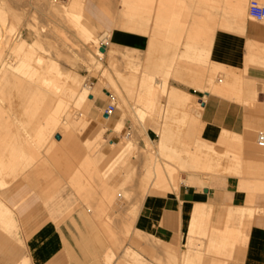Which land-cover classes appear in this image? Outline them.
Masks as SVG:
<instances>
[{
    "label": "rangeland",
    "instance_id": "374dc122",
    "mask_svg": "<svg viewBox=\"0 0 264 264\" xmlns=\"http://www.w3.org/2000/svg\"><path fill=\"white\" fill-rule=\"evenodd\" d=\"M26 1L28 2L26 3ZM72 1L4 0L3 2L6 9L12 7L8 9L11 14L7 12V14L9 13L7 16L10 21L9 25L6 26L8 29L4 28V26L3 32L9 34L12 40H18L20 37L18 41L25 39L28 42L35 43V45L34 47L26 46L20 53L13 50L10 46L4 47L0 55L1 73H3L5 68L9 67L12 74H15L16 77H25L26 74L16 68L24 60L22 52H29L30 50L35 52L34 56H42L47 63L54 61V64H58L65 72L67 71V74H79L84 87L89 88L91 92L94 89V93L97 95L89 106L86 103L82 104L83 107L82 105H74V107L70 105L67 109L70 114V121L73 122L71 123V125L73 124L72 130L78 134L75 132L76 137L64 138L63 142L67 149L71 151L78 150L80 154L66 156V153L63 154L62 151H59L56 158L46 155L47 157L45 156L38 161L35 158L27 160L23 155L16 157L13 168L9 169L8 173L3 174V179L0 180V202L6 203L13 209L16 207V204H10V199L3 197L1 194L4 190L1 181H6L7 184L14 183L15 185L13 186L18 183L24 184L21 187L10 186V191L22 190L24 186L32 189L38 194L42 209L50 217L66 218L75 210L83 207L96 210V214L104 216V224L107 230L113 228V231H109L110 234L108 233L107 237L112 240L117 238L119 251L125 249L126 244L130 242L133 221L142 198L148 192H165L177 187L181 180V175L185 172H190L189 165L193 162V156L191 154L187 155L189 152H183L186 150V146L191 148L200 144L204 150L210 149L208 141L204 140L200 134H195L199 128H202L201 118L198 120L199 123H197L198 121H195L193 113L187 111L170 96L168 88L175 85L193 93V87L204 91V88L202 89L198 86V84L204 82L205 89L210 87L208 93L226 96L241 103H244V101L235 94L228 95L213 87V84L222 83L218 81L219 78L226 79L227 70L214 67L212 59L206 65L198 64L200 62V53L211 54V52H204L202 49H193L192 47L208 45L185 42L184 50H179V47L183 45L182 35L187 27V19L173 20L172 15L166 20L159 19L160 15H162L160 11L155 13L156 17L154 19L152 17L149 19L143 18L142 11L151 8L146 0H117V2L116 0H88L89 3L94 4L96 9L90 15L89 21L85 20V15L82 18V21L88 22V25L93 28L96 37L88 39L82 33L77 32L78 27L73 22H70L61 13H57L55 7H52L53 3L67 7ZM261 1L264 3V0ZM119 2L122 5V10L118 17ZM130 2L136 4L134 6L137 7L135 11L131 7H127ZM160 2V6L164 5L165 2L168 4L174 3L179 9L186 5L185 0H160ZM49 3H51L50 7H48ZM248 3L249 1L247 2L246 14H248ZM200 5L202 9L205 8V3ZM212 7L220 9L219 4L217 6L214 2ZM49 8H52L54 12H49L52 10ZM153 14L154 12L150 13V15ZM57 16L62 17L58 18ZM116 16L117 19H115ZM146 21H149L150 24L154 22L155 30L160 32L158 35L153 34L147 50L142 52V50L136 48L118 47L109 38L108 50L103 51L104 55L102 61H100L99 51L101 47L98 39L99 35L101 36L105 32L107 26L109 30L114 26H119L141 31ZM231 22L232 20L230 19L229 23ZM262 24L264 25V23ZM8 30H11V32ZM55 38L58 40L56 39L55 41ZM58 41L60 43L57 44ZM60 44L61 47L59 46ZM158 46L161 49H158ZM81 49H83L82 52ZM83 53L89 59H86ZM25 59L27 60V58ZM31 61H34V64L36 63L35 58ZM236 70L238 71V68ZM11 72L8 77H11ZM213 75L215 76L214 81L211 77ZM114 80L117 81L115 82ZM106 88L114 89L115 92L105 94ZM263 88L264 85L260 89L256 87L258 94L254 100H257L249 102V104L251 103L250 105L263 106V104L258 103L262 101L260 92ZM196 97L198 100L202 99L198 95ZM121 101L126 102L124 113L119 107ZM111 102L116 105V110L113 114L106 117L111 119L122 118L123 129L107 126L104 123L105 117L103 113H105L107 105ZM53 112L54 110L49 109L37 111L31 109V111H27L21 106L14 109V112H11L9 128H0V156L3 154L2 150L6 142H10V145H8L9 150H15V145L18 142L19 144L21 142L26 144L24 137L27 135H33L31 140L34 149H36L35 147L38 144L44 142V137L47 135H50L47 141L50 148L59 146L60 141L58 138H61V136L58 135V138L54 137L50 130L53 127V119L51 118L54 115ZM141 113H143V119L140 116L142 115ZM61 114H64V112ZM81 121L84 122L85 127ZM96 122H100V126L104 123V127L99 130L98 136L93 137L94 130L92 129L96 128ZM80 126H82V129ZM260 129L255 131V143L258 135L262 131L264 132V130ZM8 135L13 138L9 139L8 137L6 139ZM162 137L165 139L167 146L158 150L157 142ZM184 146L185 150L182 149ZM86 148L91 152L90 165L85 162L84 152ZM232 149L237 150L238 148L234 147ZM121 153L122 157L120 158L118 156ZM211 153L214 154L212 151ZM69 156L73 157L71 158L73 161H70ZM215 157H218V155H215ZM225 159L223 162L227 164L229 159L227 157ZM111 164H113L112 168H110ZM95 165L96 171L90 170V166ZM88 167L90 168L89 170L87 169ZM99 168L103 170L100 172ZM196 170L198 171V169ZM197 171L192 172L191 170L192 173L201 174L206 178L215 175L230 176L229 173L227 174V169L226 172L223 170L224 174L219 172H217L218 174H207ZM85 183L87 184L85 185ZM11 195L9 194L8 197L11 198ZM262 208L264 207L254 209V214H252L253 208H239V210L241 211L240 214L248 213L249 216H253L258 213L262 214ZM232 218V213H230L229 221H232ZM116 221L118 222L117 231L114 228ZM0 225L2 227L8 226L2 221H0ZM201 235L204 236V234ZM213 235L220 248L217 251L209 245L207 252L221 255L227 244L231 240L235 241L240 234L238 231L235 232L228 227L226 233L220 234L219 232ZM135 237L136 239H133L135 242L128 244L119 262L123 264H145L144 262L148 264H173L171 259H166L165 261L161 258L157 259L154 253L144 251L138 243L148 240L140 232ZM153 243L155 244V242ZM195 244H199V239L194 240ZM132 247H137V249L147 253L150 256V261L146 260ZM203 252L204 250L197 252L191 249L190 254L194 259L189 264H202ZM117 253L113 248L110 250L111 255L107 257V264L113 263L118 256ZM113 254L115 255L114 257Z\"/></svg>",
    "mask_w": 264,
    "mask_h": 264
},
{
    "label": "crops",
    "instance_id": "0c3cea01",
    "mask_svg": "<svg viewBox=\"0 0 264 264\" xmlns=\"http://www.w3.org/2000/svg\"><path fill=\"white\" fill-rule=\"evenodd\" d=\"M146 1L151 8L142 11L143 18L154 19L155 13L160 11L162 15L159 19L166 20L171 15L173 20L187 19V27L182 35L183 45L179 50H184V43L190 42L208 45L192 48L211 52L200 53L198 64L206 65L212 59L227 66L239 67L238 70L242 71L244 77L253 82L255 80L258 89L264 85V25L245 13L249 0H185L186 5L181 9L174 3L165 2L160 6V0ZM213 2L217 6L219 4L220 9H214ZM201 3H205L204 9ZM119 4L117 16L122 10V5L120 2ZM128 4L127 7H131L133 11L137 9L134 7L136 4L132 2ZM151 12L154 14L150 15ZM105 31L109 32L110 40L118 47L136 48L142 52L148 49L153 34H160L155 30L154 22L150 24L149 21L143 24L141 31L119 26H114L111 30L107 26ZM158 49L161 47L158 46ZM251 51L261 59L252 58L254 56ZM249 60L253 61L254 65ZM193 90L195 95L206 98L201 115V137L204 140L216 142L223 129L245 134L261 128L264 121V106L237 102L196 87H193ZM103 115L107 116L105 113ZM249 116L253 118L250 119ZM118 118L120 117L115 119ZM256 118H260L256 120L258 123L254 122ZM99 123L96 122V128L92 129L93 137L98 136L99 130L104 127V123L101 126ZM257 124L260 128L256 126ZM248 127L249 130L246 131ZM243 146L247 159L252 160L254 165H264V153L256 151L257 145L254 140L252 142L247 140ZM238 181L240 179L233 176L215 175L206 178L201 174L185 172L181 175L177 187L165 192H148L138 207L128 244L135 242L133 239H136L135 235L140 232L148 240L136 242L144 251L154 253L157 259L161 258L164 261L171 259L173 264H181V257L188 248L189 223L192 224L196 208L199 207L205 213L201 221L202 234L205 236L199 237L201 243L199 248L204 250L202 264H211L214 260L217 264H264V213L249 216L248 213L240 214L239 210L251 205L255 209L263 207L264 193L256 190L252 192L251 198L248 192L239 188ZM9 203L16 204L14 210L17 232L15 230L6 232L4 231L6 228L0 225V264L21 263L26 257L30 264H107V257L112 248L118 252L112 264H123L119 259L128 244L125 249L118 251L117 238L112 240L107 237L113 228L107 230L104 216L96 214V210L83 207L66 218L50 217L42 209L38 194L27 186L15 191ZM230 213L232 221L228 220ZM223 219L227 221L226 224L222 222ZM117 223L116 221L114 225L116 231ZM214 227L219 231H224L228 227L235 232L241 231L235 241H228L221 255L207 252ZM132 248L150 261L147 253L137 247Z\"/></svg>",
    "mask_w": 264,
    "mask_h": 264
},
{
    "label": "bare ground",
    "instance_id": "6f19581e",
    "mask_svg": "<svg viewBox=\"0 0 264 264\" xmlns=\"http://www.w3.org/2000/svg\"><path fill=\"white\" fill-rule=\"evenodd\" d=\"M3 2H4V0H0V55L2 53L3 48L6 47V46L7 47L10 46L13 50H15L18 53H20V51L24 50V48L26 46H33L34 47L35 43L28 42L25 39H22V41H18L20 39V37H19L18 40H16V39L12 40L10 38L9 34H5L3 32L4 28L8 29V27H6L10 23V21L8 19V16H7L10 13L8 11V9L12 8V7L8 6L9 8L6 9L5 8L6 6L4 7V5H3L5 3H3ZM27 2L28 1H26V3ZM50 4L51 3L48 4L49 5L48 7L51 6ZM23 5H25V4H23ZM15 7H17V6H15ZM52 7L53 8L55 7L57 13H61L62 16L66 17L70 22H73L74 25H76L78 27V31L77 32L82 33L88 39L89 38H92V39L96 38L95 35H94L93 28H91L88 25V22H86V21L90 20V15L93 14V12L96 11V9L94 7V4L89 3L88 0H73L71 2V4L68 5L67 7L59 6V4L57 5V3L56 4L53 3ZM52 11H53V9L51 11H49V12H52ZM7 12H9V13L7 14ZM52 14L54 15V13H52ZM83 15H85V20L86 21H82ZM62 16H57V17L59 18V17H62ZM18 18H20V17L18 16ZM7 29H5V30H7ZM9 32H11V30ZM108 33H109L108 31L103 32V34L101 36L99 35V39H98V40H100V47L105 46L106 47L105 50H108L107 46L109 45V42H110L109 41L110 36H109ZM41 35H42V33H41ZM60 37H61V35H60ZM56 39L57 38H55V41H56ZM36 43H38V41H36ZM58 43H60V42L58 41L57 44ZM61 43H63V42H61ZM101 44H103V45H101ZM59 46L61 47V44ZM64 46H65V44H64ZM82 50L83 49H81V52H82ZM105 50L101 49L99 51V54H100L99 55V59H100V61H102V58H103V55H104L103 51H105ZM263 50H264V48H263ZM60 51H61V49H60ZM251 52L253 54V51H251ZM258 52H259V49H258ZM85 53H86V51H85ZM22 54L24 55V60L20 63V66H18L16 69L22 70L24 72V74H26L25 77H16L15 74H12V72H11L9 67H7V68L4 67L5 69H4L3 73H1V71H0V74H1L0 75V128H4V127H8L9 128V123L11 122V112L12 111L14 112V109L19 108L20 106L25 108V109H27V111H29V110L31 111V109L36 110V111L37 110H47V109L54 110V112H53L54 115L51 116V118L53 119V127L50 130H51L52 134L54 135V137L58 138L57 137L58 135L61 136V138H58L59 141H60V144H59L60 147L56 146V147H51L50 148V146L47 144V141H48V138H49L50 135L45 136L44 137V142L38 144L37 147H35L36 149L33 148V142L31 140L33 135L25 136L24 137V142H26V144H23L22 142H21V144H19V142H18L17 145H15V150H9L8 149V145H10V142H6L5 145H4V148L2 150L3 154H2V156H0V180L3 179V176H2L3 174L8 173V170L13 168V163L15 162L14 159L16 157L20 156V155L25 156V158L27 160L28 159H30V160L32 159L33 160L35 158L36 161H38V160H41L46 155L51 157V158H56L58 156L59 151H62L63 154L66 153V156L67 155L71 156V155L80 154V151H78V150H76V151L72 150L71 151V150L67 149L65 147L64 142H63L64 138L69 139L71 137H76V134H78L76 131H75L76 132V134H75V132L72 130L73 124L71 125V123H73V122L70 121V116H69L70 114H69V112H67V109L69 108L70 105H73V107H74V105L81 106L82 104L86 103L89 106L95 100V97L97 95V94L94 93V89L92 90L93 92H91L89 90V88L84 87V85L82 84V79L79 76V74H75V73L74 74L73 73L67 74V71L65 72L64 69H62L58 64H54V61L52 62L53 64L52 63H47L46 61H44L45 59H43L42 56H34V54H35L34 51L31 52L29 50V52H25V53L22 52ZM66 54H67V51H66ZM260 54H261V52H260ZM260 54H259V56H260ZM83 55L85 56L84 53H83ZM80 56H82V55H80ZM252 56H254V57H252ZM252 56L251 57L254 58V59H255V57L256 58L258 57V56H255L254 54ZM2 57H3V55H2ZM85 57H86V59H89L88 56H85ZM25 58H27V60ZM33 58H35V60H36L35 64L33 63L34 61L33 62L31 61V60H33ZM90 58H92V57H90ZM249 58H250V56H249ZM28 59H29V61H28ZM93 59H94V57H93ZM257 59H259V57ZM49 62H50V60H49ZM249 62H251V64H252L253 61L249 60ZM94 63H96V62H94ZM254 63H255V61H254ZM213 65L216 68H222V69L227 70V73H228V75H227L225 80L221 79V78L218 79V81H221L222 83H219L218 85L217 84H213V87H215L219 91L227 93L228 95L235 94V95H237V97L238 96L241 97L242 101H244V102L247 101L248 103L252 102L257 97L258 92L256 90V85L254 83L255 80H254V82L252 80H248L246 77H244L242 71L238 70L239 71L238 72L236 70V68L233 67V66H227L225 64L218 63V62H216L214 60H213ZM252 65H254V64H252ZM10 72H11L12 75H10L11 77H8ZM211 77H212V80L214 81L215 80L214 79L215 76L213 75ZM105 81H106V79H105ZM203 83L202 84H198V86L200 88H202V89L204 88V91L209 92V88L210 87L207 86L208 88L205 89L206 86H204ZM101 87H103V86H101ZM117 90H118V88H117ZM168 91L170 93V96L179 105H181L187 111L193 113L195 121L200 120V118H201L200 116H201L202 110H203V102L206 100L205 97L202 98V100H198L194 93H192L190 91H187L185 89L179 88V87H174V86H170L168 88ZM112 92H115V90L106 88L105 94L112 93ZM256 100H254V101H256ZM259 103L263 104V106H264V102L259 101ZM125 105H126V102H122V101L119 104V107L123 111V113L125 112V110H124V106ZM82 107H83V105H82ZM62 112H64V114H61ZM141 114L142 115H140V116H142V119H143V117H144L143 113H141ZM249 118H250V116H249ZM252 118L253 117H251L250 119H252ZM258 119H260V118L254 119L255 120L254 122H257L256 120H258ZM82 121H84V120H82ZM261 121H262V119L260 120V122ZM82 123L81 124L84 125V122H82ZM104 123H106L107 126H111V127L115 126V127L119 128V129H123V119L122 118L111 119V118L105 117V122ZM197 123H199V121ZM262 123L263 124H261L260 127H261L262 130H264V121ZM253 124H255V123H253ZM197 125H199V124H197ZM256 126L258 128H260L259 124H257ZM80 127L82 129V126H80ZM84 127H85V125H84ZM249 127H251V126H249ZM249 127L247 128L246 131L249 130ZM255 127H254V129H255ZM201 130H202V128H199L198 131L195 132V134L198 133V134L201 135ZM255 130H257V129H255ZM220 131H221V129H220ZM64 133H65V135H64ZM254 135H255V132H253V133L252 132H250V133L246 132L245 134H243V133L239 134V133L227 130V129H223L221 131V134L218 137L216 142H208V146H209L210 149L212 148L211 151L214 152V154L211 153L210 149L209 150H204L202 148V145H200V144H197L195 147H191V148L186 146V150H185V146H184L182 149H184L185 151H183L182 149L181 150L184 153H186V152L188 153L189 152L187 155L191 154L193 156L192 157V161L193 162H191V163H194V164L190 163V165H189L190 172H191V170H192V172H195V171H197L196 169H198L199 172L201 171V172L207 173V174H213V173L215 174L217 172L224 174L223 170H225V172H226V169H227V174L229 173L230 176L238 177V179H240V181H238L239 188L241 190H244V191L250 193V197L252 198L253 197V196H251L252 192H254L256 190H259L262 193H264V165H260V166L254 165L252 160H249V159H247L244 156V146L243 145H244V143L247 140L251 141V142L253 140H255L254 139V137H255ZM8 137H9V135L6 136V139ZM12 138L13 137H11V136L9 137V139H12ZM256 140H257V138H256ZM256 143H257V141H256ZM157 145H158V150L159 149L161 150V148H164L165 146H167V143H166L165 139L162 137L161 140H159L157 142ZM231 147L232 148L235 147V148H238V149L234 150ZM213 150H215V151H213ZM256 151L259 152V153H264V148L259 147L258 144H257ZM215 155L216 156L218 155V157H215ZM90 156H91V152H90L89 149L86 148V151L84 152V157H85V162L87 164H89L91 162ZM207 156H210V157H207ZM69 157H68V159H69ZM118 157L121 158L122 157V153L119 154ZM206 157H207V159L205 160ZM226 157L229 159V161H228L227 164H224L223 160ZM71 158H73V157H70V159ZM66 159H67V157H66ZM91 159H92V157H91ZM70 161H73V159H71ZM247 162H248V164H247ZM256 162L258 163V161H256ZM77 165H76V167H77ZM79 165H80V163H79ZM192 166L193 167L196 166L197 168L194 169ZM112 167H113V164H111L110 168H112ZM90 168L88 167L87 169L88 170L89 169L90 170L93 169L94 171H96V165L92 166V167L90 166ZM251 168H253V170H251ZM99 169H100V172L103 170L102 168H99ZM193 170H195V171H193ZM202 170H204V171H202ZM83 180L85 181V179H83ZM72 181H73V179H72ZM84 181H83V183H84ZM86 184L87 183H85V185ZM88 184H91V183H88ZM1 185H3V187H4V190L1 192L2 196L6 197L7 199H10L8 197V195L9 194H13L15 192V190L14 191L13 190L10 191V186H13L15 184L14 183L7 184L6 181H1ZM23 185H24L23 183L22 184L18 183L16 186H13V187H21ZM195 205L199 206V204H195ZM200 205H202V204H200ZM250 208H253L252 209V211H253L252 214H254L255 207H253L251 205L249 207V209ZM196 209H197V211L193 209L196 212H195V214L192 213V214H194V218L192 220V224L189 223V229L190 230H189V236H188V240H187V242H188L187 243V247L188 248H187V251L182 255V264H189V262L193 261L194 258L190 254L191 249H194L197 252L201 251L200 248H199V245L201 243L199 242L200 244H195L194 245V240L195 239H199V237H202V236H200L202 234L201 221H202V218H204V214L205 213H204V210L203 209H199V207H197ZM206 209H207V207H206ZM262 210H263V213H264V208H262ZM255 211H257V210H255ZM206 212H207V210H206ZM228 213L229 212H227V214ZM227 214H225V215H227ZM191 218H192V216H191ZM208 218H209V216H208ZM223 218L226 219L225 216ZM224 219H223L222 222H224V224H226L227 221H224ZM0 221L5 222L6 224H8V226L4 227V229L6 228L7 230L5 229L4 231H6V232L8 230H10V231L15 230L16 231L17 218H16L15 210L12 207H10L9 205H7L6 203H4V202H0ZM189 221H191V219ZM206 225H207V223H206ZM209 228H210V226H209ZM215 228L216 227H214V229L212 230V235H211L212 239H211L210 246H211V248H214L215 250L218 251L220 246L217 245L215 236L213 234H217L219 232H220V234L226 233L227 232V228L225 230L223 229L224 231H219V229L215 230ZM205 231H206V229H205ZM238 232L240 234L241 231H238ZM207 233H209L208 230H207ZM10 234H11V232H10ZM109 255H111V254H109ZM109 255H108V257H109ZM114 256L115 255L113 254V257ZM28 261H29V259L26 257L21 263L20 262L19 263L20 264H30V263H28ZM19 263H17V264H19ZM144 263L148 264L146 262H144ZM211 264H216L215 260L212 261Z\"/></svg>",
    "mask_w": 264,
    "mask_h": 264
},
{
    "label": "built area",
    "instance_id": "2783aa9c",
    "mask_svg": "<svg viewBox=\"0 0 264 264\" xmlns=\"http://www.w3.org/2000/svg\"><path fill=\"white\" fill-rule=\"evenodd\" d=\"M248 15L255 21L264 23V3L261 0H249ZM260 98L262 102H264V88L260 92ZM115 110H116V105L111 102L107 105L105 109V114L109 116L113 114ZM257 144L260 147H264V132H261L258 135Z\"/></svg>",
    "mask_w": 264,
    "mask_h": 264
},
{
    "label": "water",
    "instance_id": "95a60500",
    "mask_svg": "<svg viewBox=\"0 0 264 264\" xmlns=\"http://www.w3.org/2000/svg\"><path fill=\"white\" fill-rule=\"evenodd\" d=\"M101 49H102V50H105V49H106V47H105V46H102V47H101Z\"/></svg>",
    "mask_w": 264,
    "mask_h": 264
}]
</instances>
